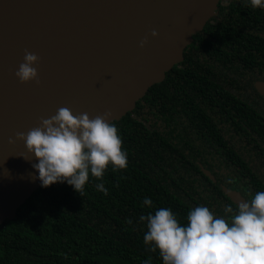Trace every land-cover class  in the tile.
<instances>
[{"label": "water", "instance_id": "95a60500", "mask_svg": "<svg viewBox=\"0 0 264 264\" xmlns=\"http://www.w3.org/2000/svg\"><path fill=\"white\" fill-rule=\"evenodd\" d=\"M218 2L0 0V225L41 186L32 167L38 160L23 141L9 138L60 107L121 119L183 59ZM25 50L39 57V83H21L15 75ZM223 190L237 206L246 201Z\"/></svg>", "mask_w": 264, "mask_h": 264}, {"label": "trees", "instance_id": "16d2710c", "mask_svg": "<svg viewBox=\"0 0 264 264\" xmlns=\"http://www.w3.org/2000/svg\"><path fill=\"white\" fill-rule=\"evenodd\" d=\"M190 70L185 62L173 66L132 111L113 121L128 154L126 169L113 171L109 166L102 180L90 177L82 196L66 182L40 186L12 220L0 225V264H143L149 257L152 264H163L158 251L153 253L144 244L147 229L141 215L168 207L186 224L188 212L198 205L209 207L216 216H224L228 205L236 209L223 190L228 185H188L193 174L191 140L174 131L180 120L173 116L166 118L174 124L173 130L163 131L158 124L162 107H171L176 93L188 88ZM187 106L188 98L184 97L183 125L190 119ZM240 161L247 170L241 181L251 190L250 200L264 191V174L253 176L252 158ZM101 182L108 189L107 195L96 189ZM208 197L216 201L209 202ZM145 198L151 199L152 207L144 205Z\"/></svg>", "mask_w": 264, "mask_h": 264}, {"label": "flooded vegetation", "instance_id": "af4514ba", "mask_svg": "<svg viewBox=\"0 0 264 264\" xmlns=\"http://www.w3.org/2000/svg\"><path fill=\"white\" fill-rule=\"evenodd\" d=\"M182 62L191 66L190 84L176 93L171 107H162L160 129L173 130L166 120L173 116L180 120L174 131L191 140L190 187L228 185L248 201L251 190L241 181L247 170L240 159L252 158L253 176L264 174V9L253 8L249 0H219L215 14L193 35L175 65ZM184 97L190 116L185 125Z\"/></svg>", "mask_w": 264, "mask_h": 264}, {"label": "clouds", "instance_id": "9594fccd", "mask_svg": "<svg viewBox=\"0 0 264 264\" xmlns=\"http://www.w3.org/2000/svg\"><path fill=\"white\" fill-rule=\"evenodd\" d=\"M249 2L253 8L264 9V0ZM146 43L147 38L140 47ZM38 62L35 53L25 50L24 62L15 73L21 83L40 82L34 66ZM111 116V112L94 117L88 113L74 115L68 107H60L27 133L17 132L9 143L23 141L27 152L34 154L38 163L32 167L39 173L42 187L66 182L82 196L90 177L102 180L109 166L113 171L128 166L127 151ZM96 189L108 194L102 182ZM143 203L153 206L148 198ZM224 213L216 216L209 207L198 205L182 224L170 208L161 207L139 218L146 222L144 244L149 251H158L163 264H264V191L240 202L236 209L226 206ZM143 264H152V258Z\"/></svg>", "mask_w": 264, "mask_h": 264}]
</instances>
